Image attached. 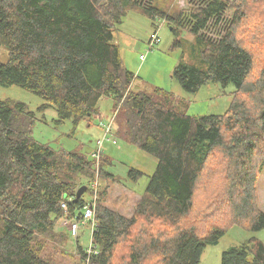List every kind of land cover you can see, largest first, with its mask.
<instances>
[{"label": "trees", "instance_id": "obj_1", "mask_svg": "<svg viewBox=\"0 0 264 264\" xmlns=\"http://www.w3.org/2000/svg\"><path fill=\"white\" fill-rule=\"evenodd\" d=\"M227 8L224 31L202 33ZM129 12L193 33L197 64L179 60L174 77L189 92L233 83L235 98L222 114L174 110L161 88L155 93L166 100L130 90L134 74L112 42ZM0 45L8 52L0 83L40 96L41 114L54 107L56 122L90 121L100 98L110 96L115 116L121 111L125 118L126 140L156 158L131 215L109 208L99 192L89 264H199L204 246L217 243L229 226L264 229L256 200L264 167V0H201L167 13L150 0H0ZM180 45L175 38L170 48ZM35 123L24 102L0 99V264H50L44 244L68 240L54 231L63 214L59 202L72 198L68 212L79 214L84 198L73 201L75 191L86 185L88 192L96 172L90 154L36 140ZM101 155L100 177L115 180ZM142 174L133 167L127 172L133 180ZM75 250L84 264L77 240ZM220 264H264V243L251 236L224 250Z\"/></svg>", "mask_w": 264, "mask_h": 264}, {"label": "rangeland", "instance_id": "obj_2", "mask_svg": "<svg viewBox=\"0 0 264 264\" xmlns=\"http://www.w3.org/2000/svg\"><path fill=\"white\" fill-rule=\"evenodd\" d=\"M150 1L162 13L172 12L179 8L186 9L201 2V0ZM230 1L235 2L236 0ZM230 12V9L227 8L217 24L214 26L213 22H210L209 27L202 33L216 37L219 32L224 31ZM158 18L161 17L151 19L137 12H129L122 22L116 25L112 33V42L118 45L124 66L134 74L130 90L159 96L160 99L166 100L162 95L155 93L156 88H161L164 92L171 94L169 106L174 110L194 116L222 114L235 98L233 83L227 85L204 84L197 91L189 92L184 90L174 77L173 70L179 60L197 64L190 48L194 37L191 31L184 30L179 25L173 31L166 22H162L158 32L159 44L146 51L148 48L147 39L153 25L161 23L158 22ZM175 38L181 41V45L171 49L170 45ZM141 54H145L143 60L139 58ZM7 59V49L0 45V62H6ZM200 66L205 68V64H200ZM243 90L241 94L244 92ZM6 98L24 102L27 109L35 113L36 123L31 132L36 140L48 143L55 148H64L90 154V156L95 147L96 138L102 136L99 121L108 122L109 120L110 122L112 119V127L114 125L117 132L109 134V138H114L116 142L113 144L107 138L102 147V154L103 158L108 161H106L104 169L113 174L115 180L109 176L100 177L98 172V195L99 192L105 191L103 197L105 205L125 216L131 215L136 200L144 191L149 176L155 168L156 158L126 140V121L121 111L115 116L117 105L112 98H108V96L100 98L97 103L98 111L90 118V121L80 119L76 123L71 118L63 122H56L57 115L54 107L48 108L41 114L37 108L43 99L29 89L16 84L2 85L0 83V99ZM130 167L142 171L143 174L136 180L131 179L127 175ZM88 195L90 192L86 190L83 198L88 199ZM256 200L259 208L264 210V167L256 182ZM61 223L60 218L55 223L54 231L67 233L63 229L66 227ZM67 236L68 240L64 244L52 240H48L44 244L43 256L50 264H81L77 250H74L76 239L69 234ZM251 236H255L264 243V229L252 231L240 224L229 226L226 232L218 238L217 243H207L204 246L199 264H220L221 253L224 250L240 245ZM89 240V224L86 223L79 230L78 242L82 247H85Z\"/></svg>", "mask_w": 264, "mask_h": 264}, {"label": "built area", "instance_id": "obj_3", "mask_svg": "<svg viewBox=\"0 0 264 264\" xmlns=\"http://www.w3.org/2000/svg\"><path fill=\"white\" fill-rule=\"evenodd\" d=\"M164 21V19H159V22H161L160 24H162V22ZM158 28L154 29V31L149 35L147 42H148V48H146V51L149 48L155 47L156 44H159V37H158ZM145 54H141L139 55V58L141 60L144 59ZM112 123L113 120L111 119L110 122L108 120V122L105 123H101V128L103 131L102 137H98L96 139V143H95V147L91 152V157L93 158L94 161V165H95V175L94 178L92 179V181L90 182L89 188H90V195L88 199H85L79 214H69L68 212V201L71 200V198H67L66 196H63L59 202L60 208L63 212V216L59 217V219L61 218V221L63 224V226H65L66 228H63L66 230L67 234H69L70 236L74 237L75 239H77L78 235H79V230L81 228V226H85L86 223L89 224V236L92 235V232L94 230V205H95V201L97 199L98 196V165L100 162V156L102 154L103 151V141L105 138H109V134L112 130ZM113 144L116 142L115 139L113 138H109ZM58 219V220H59ZM96 253L95 248L93 247L92 244V239L90 236V240L88 245L84 248V256H83V261L85 264H88L89 262V258L94 255Z\"/></svg>", "mask_w": 264, "mask_h": 264}, {"label": "water", "instance_id": "obj_4", "mask_svg": "<svg viewBox=\"0 0 264 264\" xmlns=\"http://www.w3.org/2000/svg\"><path fill=\"white\" fill-rule=\"evenodd\" d=\"M86 190H87L86 185H81L80 187H78L75 191L73 201L80 199Z\"/></svg>", "mask_w": 264, "mask_h": 264}, {"label": "crops", "instance_id": "obj_5", "mask_svg": "<svg viewBox=\"0 0 264 264\" xmlns=\"http://www.w3.org/2000/svg\"><path fill=\"white\" fill-rule=\"evenodd\" d=\"M132 88V87H131ZM108 98H112V97H110V96H108ZM106 121H99V126H100V124L101 123H105ZM100 130H101V135H102V128H101V126H100V128H99ZM114 133V134H116V132H117V129L114 127V125H113V127H112V130H111V132H110V134L111 133ZM100 137V136H99ZM98 138V137H97ZM77 242H78V238H77ZM79 243V242H78ZM80 244V243H79ZM81 246V245H80ZM82 247V246H81Z\"/></svg>", "mask_w": 264, "mask_h": 264}, {"label": "bare ground", "instance_id": "obj_6", "mask_svg": "<svg viewBox=\"0 0 264 264\" xmlns=\"http://www.w3.org/2000/svg\"><path fill=\"white\" fill-rule=\"evenodd\" d=\"M157 27H159V28H158V32H159V29H160V27H161V24H158V23H157V24L155 25L154 29H156ZM153 31H154V30H153ZM153 31H152V32H153ZM152 32H151V33H152ZM158 32H157V33H158ZM151 33H150V34H151ZM158 37H159V34H158ZM100 137H102V136H100ZM106 139H107V138L104 139L103 144H104V142H105ZM72 238H73V237H72Z\"/></svg>", "mask_w": 264, "mask_h": 264}]
</instances>
